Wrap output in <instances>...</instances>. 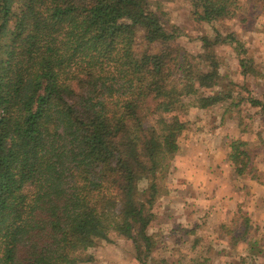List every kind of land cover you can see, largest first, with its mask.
I'll return each mask as SVG.
<instances>
[{"label":"trees","instance_id":"obj_1","mask_svg":"<svg viewBox=\"0 0 264 264\" xmlns=\"http://www.w3.org/2000/svg\"><path fill=\"white\" fill-rule=\"evenodd\" d=\"M193 5L198 23L236 16V0ZM180 35L151 0H0V264L89 263L112 233L150 256L183 116L242 103L264 115V101L220 83L225 43L242 77H262L233 35L202 37L197 56ZM247 148L232 141L229 160L258 181Z\"/></svg>","mask_w":264,"mask_h":264},{"label":"rangeland","instance_id":"obj_2","mask_svg":"<svg viewBox=\"0 0 264 264\" xmlns=\"http://www.w3.org/2000/svg\"><path fill=\"white\" fill-rule=\"evenodd\" d=\"M151 1L163 23L180 29L177 43L193 56L203 51L202 37L213 40L217 32L223 37L233 35L244 46L247 57L255 62L262 77H242L235 44L225 43L214 48L220 63V83L222 86L231 82L243 86L246 89L242 94L244 97L264 101V2L236 0V16L207 24L195 21V0ZM143 43L142 35H139V52L145 49ZM228 106L206 110L192 108L183 116L187 128L180 136L179 150L161 183L168 193L173 180L184 179L176 184L185 186L192 173H198L195 165L201 172L209 171L211 181L220 184L218 193L220 198L222 195V201H231L232 194V197L237 195L238 202L233 201L227 206L220 201L219 207L220 212L223 209V213H237L234 219L218 229L200 231L198 236L192 228L183 226L177 216L165 213L162 206L158 208L162 197L154 207L156 219L148 229L155 242L150 256L145 257L143 253L139 261L131 241L112 233L107 241L100 240L89 250L93 260L84 264H264V115L247 103L227 110ZM234 140L248 144L247 149L259 172L258 181L235 175L229 160L230 144ZM256 196L259 202H256ZM208 213H212L211 210Z\"/></svg>","mask_w":264,"mask_h":264},{"label":"crops","instance_id":"obj_3","mask_svg":"<svg viewBox=\"0 0 264 264\" xmlns=\"http://www.w3.org/2000/svg\"><path fill=\"white\" fill-rule=\"evenodd\" d=\"M190 147L191 146H189V148ZM194 169H197L198 173L194 171L192 173V178L186 181L185 186L176 184V181L184 179L173 180V182L169 184L168 193L160 200L158 208L160 209L162 206L165 213H172L171 216H177L179 219L178 221L183 222V226L192 228L194 233H198L197 235L199 236L201 234L200 231L211 228L218 229L228 222H231L237 213H227V211L223 213V209L220 212V201H222V195L220 198V194L218 193L220 191V184L216 183L214 180L211 181L212 176L209 175V171L203 169L205 172H201L196 165ZM196 176L199 179L195 180ZM236 183L235 181L234 185ZM246 184L248 186V182H246ZM230 193L232 194V191H230ZM232 196L231 198L233 199L231 201L225 199L222 202L227 203V206L231 205L233 201L238 202L239 199L237 195H234V197ZM254 198L256 202L260 201L257 196ZM211 207H213V209ZM208 210H211L212 213H208ZM224 210H226V208ZM212 222L216 224L211 225ZM196 230H199V232Z\"/></svg>","mask_w":264,"mask_h":264}]
</instances>
